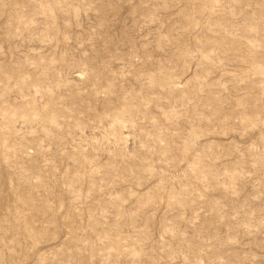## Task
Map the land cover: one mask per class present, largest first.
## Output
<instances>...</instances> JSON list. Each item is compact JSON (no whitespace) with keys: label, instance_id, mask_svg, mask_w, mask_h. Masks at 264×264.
I'll return each instance as SVG.
<instances>
[{"label":"rangeland","instance_id":"rangeland-1","mask_svg":"<svg viewBox=\"0 0 264 264\" xmlns=\"http://www.w3.org/2000/svg\"><path fill=\"white\" fill-rule=\"evenodd\" d=\"M0 264H264V0H0Z\"/></svg>","mask_w":264,"mask_h":264}]
</instances>
